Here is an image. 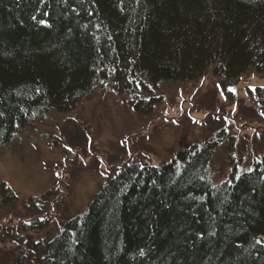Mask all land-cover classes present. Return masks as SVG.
Instances as JSON below:
<instances>
[{
	"label": "trees",
	"instance_id": "obj_1",
	"mask_svg": "<svg viewBox=\"0 0 264 264\" xmlns=\"http://www.w3.org/2000/svg\"><path fill=\"white\" fill-rule=\"evenodd\" d=\"M250 71L264 75V0H0V148L92 94L144 113L163 86L212 75L228 89ZM220 140L123 162L53 235L57 190L23 200L1 182L0 241L15 264H264V150L218 176Z\"/></svg>",
	"mask_w": 264,
	"mask_h": 264
},
{
	"label": "rangeland",
	"instance_id": "obj_2",
	"mask_svg": "<svg viewBox=\"0 0 264 264\" xmlns=\"http://www.w3.org/2000/svg\"><path fill=\"white\" fill-rule=\"evenodd\" d=\"M227 87L206 75L163 86L161 103L149 112L137 113L121 96L103 92L66 112H44L0 148V183L23 200L55 188L59 211L47 229L53 235L65 218L86 211L123 162H167L184 144L214 133L225 141L211 168L218 176L241 172L264 150V105L255 94L264 75L250 71ZM15 248L0 241V264H15Z\"/></svg>",
	"mask_w": 264,
	"mask_h": 264
}]
</instances>
